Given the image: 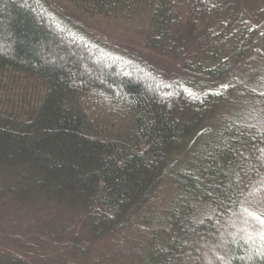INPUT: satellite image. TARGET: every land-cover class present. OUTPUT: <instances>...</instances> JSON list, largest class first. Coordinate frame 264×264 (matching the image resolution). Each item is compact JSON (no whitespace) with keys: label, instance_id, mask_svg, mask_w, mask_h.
Instances as JSON below:
<instances>
[{"label":"trees","instance_id":"trees-1","mask_svg":"<svg viewBox=\"0 0 264 264\" xmlns=\"http://www.w3.org/2000/svg\"><path fill=\"white\" fill-rule=\"evenodd\" d=\"M214 250L264 264V0H0V264Z\"/></svg>","mask_w":264,"mask_h":264},{"label":"rangeland","instance_id":"rangeland-1","mask_svg":"<svg viewBox=\"0 0 264 264\" xmlns=\"http://www.w3.org/2000/svg\"><path fill=\"white\" fill-rule=\"evenodd\" d=\"M131 32H132V30H130ZM101 39H104V38H102L101 37ZM105 40V39H104ZM159 62V61H158ZM160 63V65L158 64V65H156V67L158 68H161L162 70H165V64L164 65H162L163 63H161V62H159ZM147 86V85H146ZM242 218H240L238 221H237V223L241 220ZM245 223L247 222V221H244ZM244 222H242V221H240V224H244ZM233 223V222H232ZM236 223V224H237ZM230 224V223H229ZM228 229L229 230H231V233L232 234H234V231H236L235 229H233V228H231V226H229L228 227ZM234 230V231H233ZM221 251H223V250H214V253L212 254V255H208V258L206 259V261L204 262V263H202V264H217V260L216 259H218V253H221ZM218 252V253H217ZM185 264H191L190 263V261L189 262H187V263H185Z\"/></svg>","mask_w":264,"mask_h":264}]
</instances>
